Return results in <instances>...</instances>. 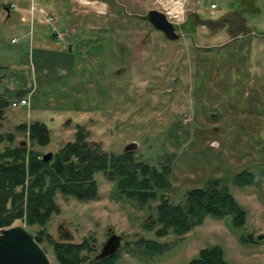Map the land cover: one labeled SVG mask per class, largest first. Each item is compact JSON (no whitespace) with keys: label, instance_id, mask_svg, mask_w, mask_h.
<instances>
[{"label":"rangeland","instance_id":"rangeland-1","mask_svg":"<svg viewBox=\"0 0 264 264\" xmlns=\"http://www.w3.org/2000/svg\"><path fill=\"white\" fill-rule=\"evenodd\" d=\"M177 3L180 20L171 14ZM237 3L0 0V97L8 101L0 133L15 134L12 146L30 145L16 126L41 122L51 141L34 150L54 154L82 125L88 141L107 153L120 156L134 145L135 163L159 171L168 166L170 188L161 194L172 205L182 204L189 190L221 180L246 218L235 229L231 216H206L183 237L157 238L146 227L159 202L139 205L119 197L114 182L97 174L93 201L56 194L60 214L45 228L53 240H86L95 257L110 236H118L115 264H188L210 246L220 248L225 264H264V0L255 12ZM4 7L14 11L7 15ZM151 11L166 15L177 40L153 28ZM236 11L251 35L234 28L240 15L228 18L230 31L222 22ZM19 100L27 106L11 107ZM243 171L254 183L237 187L234 178ZM142 240L165 251L146 254ZM42 247L50 264H58L50 246Z\"/></svg>","mask_w":264,"mask_h":264},{"label":"trees","instance_id":"trees-1","mask_svg":"<svg viewBox=\"0 0 264 264\" xmlns=\"http://www.w3.org/2000/svg\"><path fill=\"white\" fill-rule=\"evenodd\" d=\"M223 20L225 26L231 24L228 18ZM239 32L248 34L247 30ZM7 105L8 101L0 97V118ZM15 133L25 134L30 145L12 146L15 134L0 133V146L7 144L0 149V230L14 226L15 222L26 229L40 227L34 234L35 241L41 247L46 242L58 264H115L118 261L117 253L104 259H99L98 255L91 257L93 244L86 240L79 244L60 242L45 232L51 218L60 214L56 194L79 202L93 201L98 194L97 174L114 182L115 194L119 197L139 205L159 202L155 219L146 227L154 231L157 238L169 234L183 237L200 226L206 216L214 219L231 216L235 229L245 225V211L221 180H210L204 188L189 190L182 204L172 205L161 194L170 188L168 166L159 171L144 163H135L130 152L120 156L107 153L98 144L88 141L89 133L82 125L75 126L73 141L60 147L48 162L42 161L44 153L34 150L50 144V130L45 124H19ZM233 183L237 187L250 186L254 178L243 171L235 176ZM250 240V236L240 238L242 244ZM141 246L146 254L165 251L164 246L150 240H142ZM188 264H225V261L220 248L210 246L201 249Z\"/></svg>","mask_w":264,"mask_h":264},{"label":"water","instance_id":"water-1","mask_svg":"<svg viewBox=\"0 0 264 264\" xmlns=\"http://www.w3.org/2000/svg\"><path fill=\"white\" fill-rule=\"evenodd\" d=\"M149 22L156 30L169 40H177L174 25L169 22L162 12H149ZM135 148L129 145L125 152ZM52 158L51 153L42 157V161L48 162ZM121 246V238L115 235L109 237L98 255L104 259L116 254ZM0 264H50L49 259L42 247L35 241V235L25 226L16 225L0 230Z\"/></svg>","mask_w":264,"mask_h":264},{"label":"crops","instance_id":"crops-1","mask_svg":"<svg viewBox=\"0 0 264 264\" xmlns=\"http://www.w3.org/2000/svg\"><path fill=\"white\" fill-rule=\"evenodd\" d=\"M239 1H243V3H242V7H243L244 10L247 9V10H249L250 12H255V10H257L256 5H257V3H258V0H233V4H236V6H237V5H238L237 2H239ZM217 8H218V5H217ZM3 11L8 15L10 11H14V10H9L8 8H5V7H4ZM235 14L241 16V22H238V21L235 22V24H234V28H238L239 30H247V31H248V35H249V34L251 35L252 32L250 31V27L248 26V24H247V22H246L247 20H245V18L242 17V15H241L240 12H238V11H236V12H230V15H228L227 18H229V16H231V15H235ZM226 20H227V19H226ZM226 27H227L228 30L230 31L231 29H233V24L231 23L230 25H227ZM227 28H226V29H227ZM248 35H247V36H248Z\"/></svg>","mask_w":264,"mask_h":264},{"label":"bare ground","instance_id":"bare-ground-1","mask_svg":"<svg viewBox=\"0 0 264 264\" xmlns=\"http://www.w3.org/2000/svg\"><path fill=\"white\" fill-rule=\"evenodd\" d=\"M173 5V11L171 12L172 16L174 18H178L179 20L181 19V4H172Z\"/></svg>","mask_w":264,"mask_h":264},{"label":"built area","instance_id":"built-area-1","mask_svg":"<svg viewBox=\"0 0 264 264\" xmlns=\"http://www.w3.org/2000/svg\"><path fill=\"white\" fill-rule=\"evenodd\" d=\"M211 8L214 9L215 8V5H212ZM16 41L17 40H12L11 43H16ZM17 106H21V107L27 106L26 100H19L17 102H12L11 103V107L16 108Z\"/></svg>","mask_w":264,"mask_h":264}]
</instances>
